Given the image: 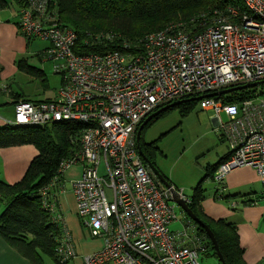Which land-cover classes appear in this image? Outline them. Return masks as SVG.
Here are the masks:
<instances>
[{"label":"built area","instance_id":"1","mask_svg":"<svg viewBox=\"0 0 264 264\" xmlns=\"http://www.w3.org/2000/svg\"><path fill=\"white\" fill-rule=\"evenodd\" d=\"M242 3L244 11L230 7L210 23L194 18L101 53L79 51L78 36L62 22L56 0H26L18 8L19 34L49 44L42 57L62 82L54 100L17 102L7 126L81 127L78 153L62 160L39 191L42 208L62 227L56 249L61 264H72L77 253L56 201L65 172L77 164L81 177L71 182L76 217L102 242L81 264H200L210 252L198 226L182 211L178 219L170 191L137 150L140 125L174 102L256 84L235 92L242 95L237 102L227 103L223 95L198 106L213 112L214 130L227 143V156L212 177L215 188L222 190L225 177L243 167L255 170L264 188V0ZM97 36L115 40L111 32ZM8 90L0 85V93ZM175 191L189 206L190 197ZM178 223L181 229L172 230Z\"/></svg>","mask_w":264,"mask_h":264},{"label":"trees","instance_id":"2","mask_svg":"<svg viewBox=\"0 0 264 264\" xmlns=\"http://www.w3.org/2000/svg\"><path fill=\"white\" fill-rule=\"evenodd\" d=\"M25 1L14 0L17 9ZM56 3L62 22L77 34L79 51L84 53L116 49L122 42L133 44L144 36V32L154 30L167 21L186 19L203 12L223 13L236 6L244 11L242 0H56ZM5 9L8 6L0 0V11ZM101 30H106L103 33H113L115 40L109 42L97 36ZM241 96L233 92L221 99L234 103ZM47 127H52L54 131L58 140L56 146L51 147L42 142L44 139L48 141V134L41 132L46 131ZM80 131L81 127L72 123H54L39 128H0V149L32 145L38 151L21 182L10 185L0 180V203L3 206L0 213V238L30 264H44V258L53 264H61L56 249L62 227L53 223L48 212L42 208L39 191L57 174L62 159L78 152L80 146L76 138L80 136ZM139 145L141 149V137ZM141 151L154 165L151 153ZM223 161L215 166L211 177ZM190 199L188 207L213 233L225 264H243L235 227L224 220L214 224L205 223L197 213L198 196ZM251 203L247 202L246 205ZM198 230L207 237L199 227ZM210 247V252L216 256L212 245Z\"/></svg>","mask_w":264,"mask_h":264},{"label":"crops","instance_id":"3","mask_svg":"<svg viewBox=\"0 0 264 264\" xmlns=\"http://www.w3.org/2000/svg\"><path fill=\"white\" fill-rule=\"evenodd\" d=\"M5 10H1L0 15L4 13ZM0 19L7 22L4 23L0 20V81L3 82L7 79V76L14 75L19 71L17 62L19 63L22 61L20 59L26 54L29 42L23 38L17 30V7L14 16L6 18L0 17ZM48 47L49 44L46 43L41 54H43ZM22 67L27 68L26 62ZM8 91L9 92L6 94L0 95V128L7 126V123L13 121L14 105L17 102L25 101L20 98L19 95L14 94L10 90ZM211 115L213 118L212 122L215 126L214 115ZM163 137L164 134L157 142H160ZM220 141L223 140L220 138ZM147 152L149 151L147 150ZM37 155L38 151L32 145L0 149V180L10 185L21 182L31 161ZM160 155H163L162 158L164 159H161L159 156H154L152 159L159 174L173 188L182 190L187 196L192 198L195 195L198 196L199 200L196 203L197 213L205 223L214 224L219 220H224L235 227L238 236V244L242 252L243 264H264V200L259 201L257 195L255 196V194H253L249 196L248 199L241 198L240 201L242 203L240 202V204L237 203L236 199L229 200L231 201L229 207L217 201V198L221 200L224 198L228 199L229 197L226 195L229 196L230 192L236 190L244 191L248 187L260 182L255 170L243 167L229 173L225 177L222 190L216 189V197L214 196L212 198L208 195V190L215 186L212 183L211 174L215 166L225 160L227 150H217L214 163H206L203 167H196L192 163L185 164L188 172L183 170L186 175V178L183 179L173 176V171L177 167L178 162L168 165L166 155H164L162 151ZM71 169L72 167L69 168L65 174L70 172ZM193 170L196 171L197 175L192 174ZM220 193L221 196H218ZM261 195L264 196V191ZM56 202V213L60 214L64 228H66L70 232L71 237H73L77 217L71 184L67 192H65L63 188L61 189ZM247 202L252 203L246 205ZM232 203H235L234 207H231ZM0 206L1 213L3 206ZM100 243L98 248L91 249L92 251L87 252L85 255L79 254L75 247L77 257L73 260L72 264H81V258L83 256L98 252L102 248V242L100 241ZM0 264L30 263L0 238ZM44 264H46L45 258Z\"/></svg>","mask_w":264,"mask_h":264},{"label":"rangeland","instance_id":"4","mask_svg":"<svg viewBox=\"0 0 264 264\" xmlns=\"http://www.w3.org/2000/svg\"><path fill=\"white\" fill-rule=\"evenodd\" d=\"M3 1L8 6V9H6L0 17L6 18L14 16L16 9L14 0ZM216 14V11H213L211 14L210 12H203L192 15L186 19L167 21L160 27L144 32L143 34H149L173 26L189 24L194 18L199 19L203 17L207 20V23H210L215 18ZM0 20L7 23L2 19ZM103 32H106V30H101L98 33L103 34ZM28 42L29 45L26 54L21 57V62H17L18 67L23 66L26 62L27 68H24V70L19 68L17 73L7 76V79L4 78L6 79V82L0 81V85L7 86L10 91L19 95V97L24 100L35 102L54 100L61 88V76L55 75L53 73L52 63L45 61L42 57L43 54L41 53L44 50L43 47L46 43L37 39H32ZM1 94L2 93H0V95ZM198 103V101L194 103H182L179 106L169 109L163 113V115L147 125L141 134V149L148 150L149 153H151L150 155L152 159L154 156H159L161 159H164L162 158L163 155H160L162 151L167 157L166 160L168 165L178 162L177 167L173 171V176L176 178H186L184 171H188L185 164L192 163L196 167H203L206 163H214L217 150H227V143L225 141H220V134L214 130L215 126L212 122L213 118L211 115L213 112L202 111L199 108ZM41 132H43V134H48V141L45 139L43 141L41 139L42 142L51 147L57 145L58 140L53 134L54 131L52 127H47L46 131L44 130ZM163 134L164 137L162 140L157 142ZM76 140L79 144V136ZM77 151H79V149ZM71 156L73 157L74 155H70L62 160L70 159L72 158ZM81 173L82 167L80 164H77L72 167L70 172L63 176L62 188L65 192L69 190L72 181L81 177ZM192 174H196V171L193 170ZM263 191V186L258 182L244 191L236 190L230 192L229 196L226 195L229 198L225 201L218 198L217 201L221 202L224 206L229 207L231 202L229 200L236 199L237 203L240 204L241 198L248 199V197L253 194H255V196L257 195L259 201H262L264 200V196L261 195ZM108 195H110L109 192ZM208 195L212 198L214 196L216 197L215 186L208 190ZM218 196H221V193ZM257 198L255 197L256 201ZM0 205H2V203H0ZM176 214L178 219L184 218V215L179 208H176ZM75 225L72 240L79 254L85 255L87 252L92 251L91 249L99 247L101 244L99 239L92 238L88 230L80 224L78 219ZM171 229L180 230L181 225L179 223L173 224L171 225ZM45 263L52 264L48 258H45ZM200 264H219V262L214 253L209 252L200 259Z\"/></svg>","mask_w":264,"mask_h":264},{"label":"water","instance_id":"5","mask_svg":"<svg viewBox=\"0 0 264 264\" xmlns=\"http://www.w3.org/2000/svg\"><path fill=\"white\" fill-rule=\"evenodd\" d=\"M256 84H253V85H248V86H243V87H237V88H233V89H229V90H225V91H221L219 93H213V94H210V95H206V96H202L200 98H191V99H186V100H183V101H178V102H174L170 105H167L159 110H157L156 112L152 113L151 115H149L145 120L144 122L140 125L138 131H137V134H136V143H137V150H138V153L140 155V157L142 158V160L145 162V165L150 169V171L153 173V175L158 179V181L160 182V184L168 189L172 195V201L173 203H175L179 208L180 210L193 222L195 223L201 230H203L207 236V238L209 239L212 247H213V250L216 254V257L218 259V262L219 264H225L223 258H222V255L221 253L219 252V249H218V246H217V243L215 241V238H214V235L213 233L210 231V229L201 221L197 218V216L192 212V210L187 206L185 205L181 200H179L177 197H176V191L175 189L170 185L168 184L165 179L159 174L158 170L156 169V167L149 161V159L143 154V152L141 151L140 149V145H139V140H140V135H141V131L142 129L144 128V126L149 123L152 119L156 118L157 116H159L160 114L168 111L169 109H172L176 106H179L181 105L182 103H187V102H194V101H198V100H201V99H204V98H214V97H220V96H223V95H228L230 93H233V92H237V91H241V90H244V89H247V88H251V87H255Z\"/></svg>","mask_w":264,"mask_h":264},{"label":"flooded vegetation","instance_id":"6","mask_svg":"<svg viewBox=\"0 0 264 264\" xmlns=\"http://www.w3.org/2000/svg\"><path fill=\"white\" fill-rule=\"evenodd\" d=\"M181 101H183V100H181Z\"/></svg>","mask_w":264,"mask_h":264}]
</instances>
